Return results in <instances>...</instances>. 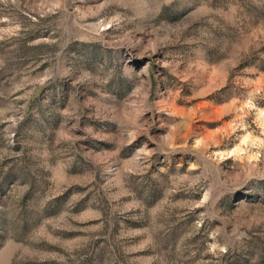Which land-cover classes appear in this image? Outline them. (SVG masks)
Listing matches in <instances>:
<instances>
[{
  "label": "rangeland",
  "instance_id": "1",
  "mask_svg": "<svg viewBox=\"0 0 264 264\" xmlns=\"http://www.w3.org/2000/svg\"><path fill=\"white\" fill-rule=\"evenodd\" d=\"M0 264H264V0H0Z\"/></svg>",
  "mask_w": 264,
  "mask_h": 264
}]
</instances>
